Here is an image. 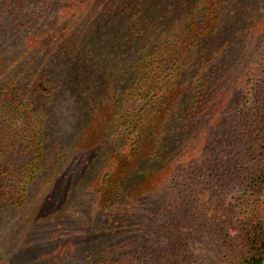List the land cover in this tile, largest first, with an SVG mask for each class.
<instances>
[{
  "label": "trees",
  "instance_id": "obj_1",
  "mask_svg": "<svg viewBox=\"0 0 264 264\" xmlns=\"http://www.w3.org/2000/svg\"><path fill=\"white\" fill-rule=\"evenodd\" d=\"M263 192L264 0H0V264H264Z\"/></svg>",
  "mask_w": 264,
  "mask_h": 264
},
{
  "label": "rangeland",
  "instance_id": "obj_2",
  "mask_svg": "<svg viewBox=\"0 0 264 264\" xmlns=\"http://www.w3.org/2000/svg\"><path fill=\"white\" fill-rule=\"evenodd\" d=\"M102 88H104V87H102ZM102 88H100L99 89V91H101L102 90ZM106 91H108L107 89H106ZM102 96H101V98L102 99H104V94H101ZM106 100V99H105ZM105 100L103 101V105H104V102H105ZM185 101V99L183 100H179V102H184ZM179 104V108H180V106L182 105V104ZM177 127H179V126H173V129H175V128H177ZM181 127L183 128V125H181ZM172 127H171V125L169 124V125H167V132L169 133L170 132V129H171ZM193 128H194V125L192 124V122H190L189 123V127L187 128V130L185 131V132H188V133H192L193 132ZM179 129V128H178ZM185 132H180V130H179V132H175V134L176 135H178V137L180 138V137H183L184 139H185V137H187L186 136V134H184ZM82 138H84V146L85 147H87L88 145H87V142H88V140H89V136H84V137H82ZM171 139H172V137H171ZM166 141H164L163 142V144L161 145V147H160V149H162V150H164L165 151V155L166 154H168L169 152L167 151V148L169 147V144H168V139L166 138L165 139ZM179 146H177V149H179V152L182 154V153H184L185 152V150H188V152H189V154H188V156H187V158H185V160H188V158H190L191 157V155L192 156H195L194 155V153H191V149H192V146H189V145H187V143H183V144H178ZM197 147L195 146V149H196ZM197 150H198V148H197ZM201 151H202V149H201ZM200 151V152H201ZM102 150H93V151H91V156H93V158H92V160H90V162L91 161H98V159H99V156L100 155H102ZM174 156H177L176 158H178V157H181V155L180 154H177V155H175L174 154ZM182 158V157H181ZM89 159H90V157H89ZM83 160H82V157H77V161H71V160H69L68 162H66V163H64L63 165H62V168H63V170L64 169H69V170H75L76 169V167L79 165V164H81V162H82ZM189 162V161H188ZM187 165V161H186V163L185 164H183V166H186ZM179 168H182L181 166H179ZM9 169L10 170H12L13 169V166H9ZM88 174H87V177L89 178V180L91 181V180H94V178L95 177H97V172L98 171H93V170H91V169H89L88 170ZM182 172H180L179 174H181ZM78 191L77 190H75V187H73V186H70L69 187V194H71V196H72V198L74 197V194H76ZM59 197V196H58ZM261 200H262V202H263V209H264V192H263V194H262V197H261Z\"/></svg>",
  "mask_w": 264,
  "mask_h": 264
}]
</instances>
